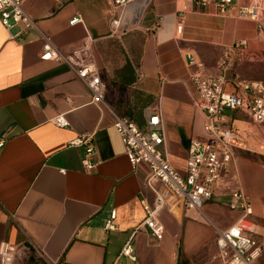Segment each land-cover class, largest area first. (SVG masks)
<instances>
[{"label":"crops","instance_id":"1","mask_svg":"<svg viewBox=\"0 0 264 264\" xmlns=\"http://www.w3.org/2000/svg\"><path fill=\"white\" fill-rule=\"evenodd\" d=\"M23 7L34 27L7 29L0 21V252L13 247L14 264H205L215 253L216 230L240 216L225 207L231 188L242 187L253 199L252 219H264L261 167L242 155L249 150L244 146L235 151L227 184L202 207L208 220L182 209L152 182L164 201V234L155 238L139 226L145 216L141 200H154L149 169L144 163L131 167L112 114H129L143 127L145 109L156 111L170 162L184 173L189 140L204 135L203 115L193 105L189 56L212 68L227 45L242 39L244 48L262 45L264 25L193 0H136L125 7L123 32L116 35L108 0H24ZM78 14L82 20L71 23ZM86 33L89 51L83 50ZM43 35L73 66L40 58ZM89 60L106 88L102 103L92 101L73 69ZM60 114L68 126L53 122ZM80 135L90 136L94 149L90 172L82 165L84 145L69 144ZM111 209L117 229L107 231L103 224ZM128 240L134 261L121 253Z\"/></svg>","mask_w":264,"mask_h":264},{"label":"built area","instance_id":"2","mask_svg":"<svg viewBox=\"0 0 264 264\" xmlns=\"http://www.w3.org/2000/svg\"><path fill=\"white\" fill-rule=\"evenodd\" d=\"M136 0H108L111 6V34H120V23L125 7ZM201 7L213 4L219 14L233 10L238 18L256 21L260 27L264 25V0H247L235 3L233 0H193ZM24 0H0V21L7 29L15 26L21 30L35 26L34 19L25 11ZM81 15L71 19V23L81 21ZM181 24L176 29L180 32ZM41 59H57L67 62L59 49L48 36L43 35ZM90 34L86 33L83 50L89 51ZM247 45L242 39L222 48L214 67L206 71L205 64L189 56L190 82L194 89L193 105L203 115V137L191 138L186 147L184 173H180L170 162L165 144V130L160 115L156 111L145 109V124L139 127L134 121L114 112L113 127L117 132L124 152L135 168L144 163L149 169L147 186L154 193L151 204L144 199L141 205L145 216L139 226H145L151 235L158 240L164 234V224L159 218L163 206V197L159 190L152 186L156 181L163 185L176 199L182 209L195 211L199 219L208 220L202 207L220 186L227 184L231 175L232 163L236 159L235 150L244 149L245 134L233 125L236 115L244 114L253 123H264V81L242 78L234 70V62L238 50ZM78 78L88 88L93 102L102 103L104 84L96 64L84 61L74 67ZM53 122L59 127L68 126L63 114L57 115ZM4 139L0 138V148ZM70 145H84L85 153L82 165L90 172L96 166L92 159L93 146L90 136L80 135L69 142ZM61 169V173H64ZM231 210L240 212V216L227 228L217 229L215 237L216 252L205 264H264V239L253 220H246L254 214L250 197L242 187L230 190ZM116 210L111 209L106 217L103 228L107 231L117 229ZM16 250L4 245L0 252V264H14ZM121 253L135 260L131 241L123 246Z\"/></svg>","mask_w":264,"mask_h":264},{"label":"rangeland","instance_id":"3","mask_svg":"<svg viewBox=\"0 0 264 264\" xmlns=\"http://www.w3.org/2000/svg\"><path fill=\"white\" fill-rule=\"evenodd\" d=\"M242 50L243 51L241 52V57L243 59L238 62V66L236 68L239 75L242 78L248 80L264 81V43L262 45L260 44V46H258L257 48H244ZM205 68L206 71L212 70L211 67L206 65ZM105 90L106 88L104 85L103 96L105 95ZM235 117L236 120H234L233 125L237 127L243 134V130L247 131V135L245 134V137H247L245 147L249 150H244V153L242 155L250 161L257 163L261 167L263 195L259 198V201L264 204V123H253L244 114H238ZM215 203L221 205L220 202L215 201ZM225 207L226 210L230 209L228 205H225ZM246 220H253L255 223H257L259 225L258 227V225L256 224L258 230L260 231L261 235L264 236L263 218L252 219V217H246ZM263 239L264 237L261 238V241H263Z\"/></svg>","mask_w":264,"mask_h":264},{"label":"trees","instance_id":"4","mask_svg":"<svg viewBox=\"0 0 264 264\" xmlns=\"http://www.w3.org/2000/svg\"><path fill=\"white\" fill-rule=\"evenodd\" d=\"M243 50H238L237 51V53H236V57H235V62H234V70H236V68H237V66H238V62L239 61H241L243 58L241 57V52H242ZM237 71V70H236ZM119 115V114H118ZM120 116H125V117H127V118H129L130 120H132L131 119V116L129 115V114H120ZM132 121H134L135 123H137L138 121H135V120H132Z\"/></svg>","mask_w":264,"mask_h":264}]
</instances>
